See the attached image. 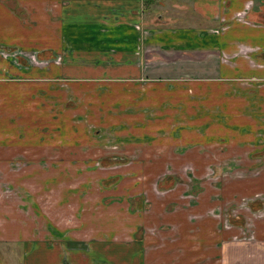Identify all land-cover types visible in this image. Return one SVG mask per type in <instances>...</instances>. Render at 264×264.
I'll return each instance as SVG.
<instances>
[{"label":"crops","instance_id":"obj_1","mask_svg":"<svg viewBox=\"0 0 264 264\" xmlns=\"http://www.w3.org/2000/svg\"><path fill=\"white\" fill-rule=\"evenodd\" d=\"M8 1L36 35L0 7V176L111 174L123 204L139 196L132 215L154 217L120 229L116 206L100 232L106 192L85 200L78 183L49 209L56 235L29 240L18 231L21 201L7 198L17 177L0 188V244L19 243L22 264H264V0ZM116 152L134 159L100 165ZM224 173L238 177L204 180ZM180 174L195 182L158 197L143 185ZM27 197L39 210L38 191ZM240 199L250 212L233 218ZM71 203L77 228L97 223L89 237L61 219Z\"/></svg>","mask_w":264,"mask_h":264},{"label":"rangeland","instance_id":"obj_2","mask_svg":"<svg viewBox=\"0 0 264 264\" xmlns=\"http://www.w3.org/2000/svg\"><path fill=\"white\" fill-rule=\"evenodd\" d=\"M5 5H10L8 0H0V7L3 8V11L6 13V15H2L1 17L5 20L7 18L12 19V20H16V22H18L21 30H23L21 32L22 35L25 34H31V35H36V28L33 26V23L31 21V19L29 18V16H27V13L23 10H21L20 8L15 7V8H6ZM112 152V151H110ZM138 152H135L134 155H137ZM134 159V157H129V155H119L117 152L113 153L111 155H107L101 159H99L98 161H100V165H117V163H125L128 161H132ZM41 162V161H40ZM42 163H40L41 165ZM39 165V166H40ZM169 171V170H168ZM168 173H171L170 171ZM215 180H213V175H207L206 178L204 179L205 181L208 182H223V179H230V177H238V175H233V174H229V173H224V174H215ZM18 177V192L16 194V192L12 191V189L9 187V185L11 184L10 182L12 181V179L17 180ZM174 177V178H173ZM193 175L191 174H180V175H152L151 176V180L150 181H146L143 184L145 187V190L149 189L152 187L153 189V194L158 197L159 195H162V191L166 190L169 186L173 185L175 183V185H179V183H184L186 185V183L188 182H192L195 179L192 178ZM254 177V176H253ZM143 178V177H142ZM172 178V181H171ZM176 178V179H175ZM244 178V177H243ZM131 179V178H130ZM181 179H187L186 181H182ZM118 177H113L110 175H99L96 176L95 174H90L89 176H83V175H24V176H17V175H7V176H0V188L5 189L10 188L11 191H7L8 195V202L12 201V200H17L18 202L21 201L18 205V213L22 216V218L20 216L18 220V231L20 233H24L26 234L28 237L26 239L29 240H36L33 239L32 237L34 236L35 233L39 234L40 232H42L43 234H45V240L47 239H51L52 238V234L56 235V233H53L54 231H52L51 226L49 225V223L46 222V217L50 216L49 212H50V208L52 207V204L55 203L56 199H57V195L58 192L61 190V188L65 187V186H75L76 184L80 183L81 186L85 185L87 186L86 188V192L82 191L81 192V197L82 199L85 198V200H91L94 201L96 200V198L98 197V193L96 191H98V189L102 188L104 189L103 191H105V197H104V205L109 206L111 209H109V211H102L99 210L98 208L96 210L97 211V215L98 218H96L97 220H99V226L96 228L99 230V228H103V229H107V231H105L106 233L109 232V230L112 228V224H111V212H114V215L117 217V213H116V208L119 207V212L120 215L119 216V221H120V229H129L128 226V220L131 218V220L133 217L138 219H144L145 218H152L154 217V215L150 214H134L132 215V213L134 212H138L140 210H142L143 206H142V202L139 199V196L137 197H132L129 198L130 201V206H128L127 204H123L120 200H118L116 197V190H115V185H117V181ZM144 179H141V181H139L140 183L143 181ZM138 181V180H136ZM135 180H127V183L130 184L131 187H136V188H140L141 189V185H134V182H136ZM169 181V183H168ZM197 182H199V180H196ZM26 182V183H24ZM52 182H56V183H60V185H54V188L52 187L51 190L48 192V183H52ZM186 182V183H185ZM98 183V184H96ZM173 183V184H172ZM206 184V183H205ZM150 185H154L150 186ZM99 186V187H98ZM120 186V185H119ZM118 186V187H119ZM174 186V185H173ZM172 186V188H173ZM94 188V189H93ZM132 188V189H133ZM60 189V190H59ZM36 191H38V197L36 199V201L39 203V210L36 211V209L34 207H32L30 201L28 200L27 196H30V194H34L36 193ZM196 191V190H195ZM99 192V191H98ZM111 192V193H110ZM185 192L186 195L185 197H187L188 200H192V198H195V196L193 195V193L195 192H191V189L189 187H185ZM149 196L152 194L150 191H148ZM32 196V195H31ZM78 196V195H77ZM165 196V195H164ZM18 197V198H17ZM14 198V199H13ZM73 198V196H72ZM173 198V197H172ZM74 199V198H73ZM7 201V200H6ZM250 200L249 199H240V200H236L234 203L238 209L234 210L232 208V211H234L233 214V218L234 216L237 217V215H243L245 213L248 214V210H246V206L249 207L250 205ZM10 204V203H9ZM114 204V205H113ZM125 205L129 207V215L126 214V210H125ZM113 206V207H112ZM117 206V207H116ZM121 206V207H120ZM67 209H69L68 211H66V213L61 216V219H63V221H66L68 225H71L70 228L73 229V231H68L69 233H74V234H80V233H85V236L89 237L92 230L90 227L95 228V224L97 223H89L88 221L83 220L82 223L88 224V225H82V227H85V229H79L77 228L78 226V222L76 221L77 216H75V218L73 217V212L76 211V214L79 215L80 214V207H76L74 204H70L68 205ZM87 209H91V208H87ZM93 210V208H92ZM36 211V212H35ZM42 211L43 215L39 214V212ZM118 212V215H119ZM237 212V213H236ZM41 213V212H40ZM82 213H85V211H82ZM9 214V213H8ZM231 214V215H232ZM236 214V215H235ZM39 215V216H38ZM75 215V214H74ZM95 215V214H93ZM83 216V215H82ZM96 216H91L92 218H89V216L86 217V219H93L95 220ZM224 217H226V213H224ZM224 219V218H223ZM103 220L102 224L101 221ZM96 221V220H95ZM66 224V223H65ZM81 225V224H80ZM94 225V226H93ZM100 226H104V227H100ZM79 227V226H78ZM140 230V229H139ZM100 231V230H99ZM101 232V231H100ZM47 238V239H46ZM67 238V237H66ZM25 239V238H22ZM68 240V239H66ZM90 240L85 241L86 243H89ZM68 244H71V242H68ZM69 247H72V245H69ZM74 247V246H73ZM26 254V251L23 252L21 245L18 243V248H14L13 245H6L4 243L0 244V264H22V260H23V255ZM82 255V254H80ZM89 256V255H88ZM92 256V255H91ZM88 261L90 264H92L91 262V257H88ZM101 264V262H98Z\"/></svg>","mask_w":264,"mask_h":264},{"label":"flooded vegetation","instance_id":"obj_3","mask_svg":"<svg viewBox=\"0 0 264 264\" xmlns=\"http://www.w3.org/2000/svg\"><path fill=\"white\" fill-rule=\"evenodd\" d=\"M172 184H173V183H172ZM173 185H175V183H174ZM173 185L169 186L166 190L171 189ZM166 190H164V191H166ZM164 191H162V192H164Z\"/></svg>","mask_w":264,"mask_h":264},{"label":"trees","instance_id":"obj_4","mask_svg":"<svg viewBox=\"0 0 264 264\" xmlns=\"http://www.w3.org/2000/svg\"><path fill=\"white\" fill-rule=\"evenodd\" d=\"M38 56H39V55H38ZM39 57H41V55H40Z\"/></svg>","mask_w":264,"mask_h":264}]
</instances>
